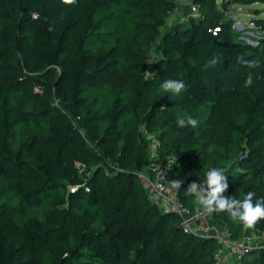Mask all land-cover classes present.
Masks as SVG:
<instances>
[{"label": "trees", "instance_id": "16d2710c", "mask_svg": "<svg viewBox=\"0 0 264 264\" xmlns=\"http://www.w3.org/2000/svg\"><path fill=\"white\" fill-rule=\"evenodd\" d=\"M181 1L0 0V264H217V237L150 199L152 138L155 165L173 160L167 181L186 172L185 208L213 168L226 197L264 198V9L256 45L229 13L264 0H192L203 16L174 20ZM169 79L186 90L165 92ZM189 116L198 126L178 128ZM208 218L235 240L264 236V220ZM231 264H264V249Z\"/></svg>", "mask_w": 264, "mask_h": 264}, {"label": "built area", "instance_id": "2783aa9c", "mask_svg": "<svg viewBox=\"0 0 264 264\" xmlns=\"http://www.w3.org/2000/svg\"><path fill=\"white\" fill-rule=\"evenodd\" d=\"M190 15L195 19H200L203 16L200 7L193 3L191 4ZM249 22L247 26H243L242 24V29L246 30V34L251 35L247 36V38H249L248 40L244 39L256 45L258 43L254 40V38H258L254 32L256 27L252 21ZM238 27H241V24L235 23V28L238 29ZM148 72L150 73V71ZM157 147L158 141L152 138L150 140V156L147 162L149 171L140 174V178L148 191L150 199L159 205L163 212L179 215L186 231L201 236L217 237L220 244H222V248L217 251L218 253L215 257L217 264H231L232 262L240 260L246 252L253 249H264V236L251 234L235 240L226 229L218 230L216 227L212 226L208 214L203 212L202 206L198 203L194 211L185 208L180 202L178 191L174 189L166 179V176L171 170V163L173 160L158 167L155 165ZM151 172L155 174L154 177ZM205 179L206 178L203 177L199 183H204ZM74 190L75 189H72V191Z\"/></svg>", "mask_w": 264, "mask_h": 264}, {"label": "clouds", "instance_id": "9594fccd", "mask_svg": "<svg viewBox=\"0 0 264 264\" xmlns=\"http://www.w3.org/2000/svg\"><path fill=\"white\" fill-rule=\"evenodd\" d=\"M65 3H73L74 0H64ZM237 62L249 69L256 67L255 61L246 60L243 55L237 56ZM145 72V75H149ZM253 78L251 75L245 81V86H251ZM161 87L165 92L178 96L186 90V85L182 80L169 79L162 83ZM178 128L191 126L195 129L198 121L192 117H178L176 121ZM204 183L192 182L184 191V195L194 198L195 202L202 206L203 212L212 215L214 213H226L233 222L239 223L244 230L254 229L256 224L264 220V198L256 199L255 193L247 192L243 199L235 196L226 197L224 193L228 190V177L221 168H213L205 175ZM184 181H170L171 186L179 191Z\"/></svg>", "mask_w": 264, "mask_h": 264}, {"label": "rangeland", "instance_id": "374dc122", "mask_svg": "<svg viewBox=\"0 0 264 264\" xmlns=\"http://www.w3.org/2000/svg\"><path fill=\"white\" fill-rule=\"evenodd\" d=\"M233 1H235V0H220V5H222L223 2H225L227 5H229ZM189 6H190V4H189ZM231 7H232V9L229 10V13L232 14V15H234V14L235 15H238L239 13H237V11H243V9H244L245 10L244 13L245 14H250L252 17L254 16V13H253L254 10H256V9L263 10L264 9V5L261 4V3H254V4H251L249 6L248 5L247 6H244V5H241V4L233 3V4H231ZM189 8H191V7H189ZM184 13L183 14L181 13L179 15V18H182L181 21H184V19H188L189 17H191V15H190V9H189V13L188 14L187 13L184 14ZM241 13H243V12H241ZM239 17L240 18H236V22L235 23H240L241 24V27H238V29H240L244 33L243 38H245V39L248 40L249 38H247V36H251V35H247L246 34V30H243L242 29V24H243V26L244 25L247 26L248 23H250L249 21H251V20L248 21V18L249 17H247V15L244 16V14H240ZM262 17H264V15ZM185 177H187L186 172L184 171V168L183 167H180L179 169L176 170L175 176L172 179V181L173 180H180L181 178L184 179ZM259 255H260V253L254 254L251 257V259H254L255 257H258Z\"/></svg>", "mask_w": 264, "mask_h": 264}, {"label": "crops", "instance_id": "0c3cea01", "mask_svg": "<svg viewBox=\"0 0 264 264\" xmlns=\"http://www.w3.org/2000/svg\"><path fill=\"white\" fill-rule=\"evenodd\" d=\"M191 3H192V0H182V1H181V4H180V9H179V11H177V13H176V14L174 15V17H173V18H175L174 20L179 19V15H180L181 13L183 14V13L185 12V13L188 14V13H189V9H190L189 7H191ZM189 4H190V6H189ZM248 6H249V5H248ZM230 9H232L231 6H230L229 10H230ZM247 9H248V8H247ZM244 11H245L244 9H243V11H237V13H239V14H238V15H235V14H234L235 17H236V18H240V17H239L240 14H244V16L247 15V17H249V18H248V21L254 19L255 16L252 17L250 14H245ZM178 12H179V14H178ZM241 12H243V13H241ZM185 13H184V14H185ZM250 16H251V17H250ZM172 21H173V20H172ZM170 23H171V22H170Z\"/></svg>", "mask_w": 264, "mask_h": 264}]
</instances>
